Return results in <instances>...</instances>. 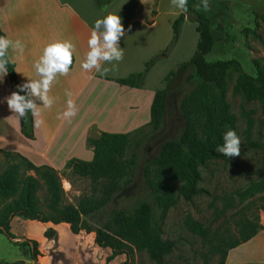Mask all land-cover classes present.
Returning <instances> with one entry per match:
<instances>
[{"label":"rangeland","instance_id":"374dc122","mask_svg":"<svg viewBox=\"0 0 264 264\" xmlns=\"http://www.w3.org/2000/svg\"><path fill=\"white\" fill-rule=\"evenodd\" d=\"M252 1L253 7L248 0H210L209 11L203 12L212 22L215 39L214 49L206 57L207 62L237 60L247 74L256 77L253 61L260 60L264 64V18L259 17L264 15V0ZM188 19L183 28L185 61L190 52H196L199 40L193 15L189 14ZM172 70L171 67L170 72ZM191 74L192 69L189 68L173 79L161 129L153 131L151 127L145 126L132 133L126 160L135 161L133 175L124 190L103 209L101 216L91 221L93 226L100 224L113 210L132 212L143 202H152L144 171L159 155L162 145L166 141L178 139L184 131L180 104L195 87V83L190 80ZM227 100L236 118L231 130L240 138V154L236 157L213 159L201 166L199 170L202 180L198 185V195L191 201L180 196L176 205L167 212L162 220L163 239L172 242L173 249L164 255L163 264H203L200 255L211 251L213 247H217L218 252L208 255L209 264H227V260L230 259L231 262L234 255L236 259L246 260L249 257L248 248L244 252L242 249L254 237L264 239V182L261 181L264 176V110L258 101L245 100L240 95H234L232 90L228 93ZM249 120L253 121L251 129L248 127ZM96 134V130H93L90 137H96ZM22 136L30 139L23 133ZM5 164L7 167H18V176L14 190L0 193V224L9 217L11 210L21 204L22 189L29 176L37 178L34 206L47 213L49 194L45 180L37 177L34 171L23 166L16 158H11ZM54 170L62 182L63 204L77 205L83 196L91 194L89 179L80 178L66 168ZM226 196L229 200H217L213 205L216 197L221 199ZM227 205L231 206L227 208ZM214 208L219 211L225 209L224 217L218 221ZM188 219H193L206 228L204 237L188 230ZM65 227L48 229L43 224L21 217L13 218L10 223L11 233L15 238L40 241L43 256L47 257L43 260L45 264L68 259L69 255L64 253V248L76 246L80 242V238L73 236ZM238 252L243 253L239 255ZM92 256L104 264H123L127 261L123 256L109 260L112 256L110 249L97 248ZM21 257L22 251L7 236L0 235V264L2 261L10 264ZM133 258L134 264H156L145 252L136 253ZM244 264L250 263L246 261Z\"/></svg>","mask_w":264,"mask_h":264},{"label":"trees","instance_id":"16d2710c","mask_svg":"<svg viewBox=\"0 0 264 264\" xmlns=\"http://www.w3.org/2000/svg\"><path fill=\"white\" fill-rule=\"evenodd\" d=\"M187 8V14L182 13L174 22V42L180 37L187 16L192 14L200 36L198 50L189 61L171 71L165 79L166 87L156 92L151 108V121L147 127H151L153 131L161 129L174 78L191 68L190 80L195 83V87L180 104L184 119L182 135L178 139L166 141L159 155L145 168L144 176L152 202H143L132 212L113 210L97 226H93L91 222L101 216L103 209L124 190L133 175L135 161L126 160L132 134L101 133L89 139L94 150L92 161L72 159L67 163L66 169L91 181V194L83 196L77 205L63 204L62 182L54 169L36 167L22 155L0 149V193L14 190L18 167H7L5 164L11 158L18 159L23 166L34 171L37 177H42L47 185V213L34 206L38 189L37 178L29 176L22 189L21 204L11 210L9 217L0 224V235L7 236L30 260L38 261L39 244L32 240L15 241L10 228L15 217L56 225L65 223L75 235L81 232L94 233L96 244L102 249L112 251L109 260L125 256L127 261L124 264H134V254L145 252L156 264H163L164 255L173 249V243L163 239L162 220L176 205L180 196L191 201L198 195V185L202 180L199 168L208 161L224 157L217 148L223 146V134L233 129L236 121L227 100L228 93L232 90L234 95H240L245 100L258 101L264 110V64L260 60L253 61L256 70V77H253L244 71L237 60L207 62L206 57L215 46L212 22L200 7V0H188ZM259 17L264 18V15ZM3 36L0 30V37ZM158 58L159 56L148 63L145 71L114 81L129 88H142L147 72ZM8 77L12 92L19 81L15 64L11 61ZM252 122L249 120V129L252 128ZM20 123L22 133L33 139L32 117L29 116ZM261 181L264 182L263 178ZM217 200L227 201L229 197H216L213 205ZM215 208L218 221L224 217L225 209L219 211ZM186 227L201 237L207 231L201 223L193 219L186 221ZM217 252L218 248L213 247L211 251L202 253L200 256L203 264H209L208 255Z\"/></svg>","mask_w":264,"mask_h":264},{"label":"crops","instance_id":"0c3cea01","mask_svg":"<svg viewBox=\"0 0 264 264\" xmlns=\"http://www.w3.org/2000/svg\"><path fill=\"white\" fill-rule=\"evenodd\" d=\"M248 1L253 7L254 1ZM109 13L119 14L125 28L132 25V31L121 41L124 58L119 63L112 62L114 68L112 64L103 62L102 69L109 68L103 76L94 69L86 73L80 64L88 51L91 26L96 19ZM251 13L254 14L253 11ZM181 14L172 0H0V30L3 37L20 40L24 45L22 55L9 50L19 83L34 78L32 63L39 58L47 44L71 40L79 51L69 74L59 77L50 90L49 95L55 98L53 106L41 110L43 123L38 128L33 126L32 140L22 136L20 121L17 122L15 115L2 102L11 94L8 74L3 78L0 84V149L18 153L36 167L63 170L72 159H94V150L89 144V139L95 138L90 137L93 130H96L97 136L101 133L132 134L147 126L151 121L155 94L166 87L165 79L170 68L175 70L189 61L198 50L199 40L196 52H190L185 61L183 28L189 20L188 16L182 25L180 37L174 42L173 25ZM158 56L147 72L142 88H129L114 81L145 71L147 64ZM66 91L72 93L71 97L65 96ZM69 98L75 103L76 115L67 120L58 119V114L66 110V100ZM40 224L54 230L66 226L71 231L65 223ZM71 234L80 238V242L64 248L69 258L59 259L55 264H104L92 256V252L100 248L95 242L94 233L75 235L71 231ZM23 240L31 239L16 238L15 241ZM246 248L249 253L246 260L236 259L234 255L231 262L227 260V264H244L246 261L264 264L263 238L254 237L242 251ZM39 251L37 262L30 260L22 251V257L10 264H45L43 260L47 257L43 256L40 246ZM5 263L8 262H1Z\"/></svg>","mask_w":264,"mask_h":264},{"label":"clouds","instance_id":"9594fccd","mask_svg":"<svg viewBox=\"0 0 264 264\" xmlns=\"http://www.w3.org/2000/svg\"><path fill=\"white\" fill-rule=\"evenodd\" d=\"M188 0H172L173 5L182 13L187 14ZM210 0H200V7L203 11H209ZM132 31V25L125 28L121 16L109 13L102 18L96 19L90 30L87 40L88 51L80 68L84 72H91L93 69L105 75L109 68L102 69L103 62H108L115 67L112 62L119 63L124 58V49L121 41ZM22 55L24 45L20 40H11L0 37V84L9 72L10 56L9 50ZM79 55L76 43L71 40L53 42L47 44L41 55L32 63L34 78L26 79L24 82L14 85V91L2 101L6 103L8 110L15 115L17 122L32 117L33 126L38 128L43 123L41 110L51 108L54 97L49 95L50 90L59 77L67 76L74 63V58ZM91 78V77H90ZM72 93L66 91L65 96L71 97ZM37 101L40 102L39 106ZM76 115L74 101L66 100V110L58 114V119H70ZM223 146H219L217 151L223 156L230 158L240 154L241 141L234 130H228L223 134Z\"/></svg>","mask_w":264,"mask_h":264}]
</instances>
